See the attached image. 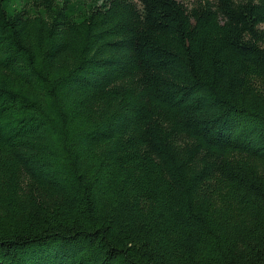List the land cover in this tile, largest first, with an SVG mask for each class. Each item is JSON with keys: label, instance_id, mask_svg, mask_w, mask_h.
<instances>
[{"label": "trees", "instance_id": "obj_1", "mask_svg": "<svg viewBox=\"0 0 264 264\" xmlns=\"http://www.w3.org/2000/svg\"><path fill=\"white\" fill-rule=\"evenodd\" d=\"M264 0H0V264H264Z\"/></svg>", "mask_w": 264, "mask_h": 264}, {"label": "rangeland", "instance_id": "obj_2", "mask_svg": "<svg viewBox=\"0 0 264 264\" xmlns=\"http://www.w3.org/2000/svg\"><path fill=\"white\" fill-rule=\"evenodd\" d=\"M134 1H137V0H134ZM179 1L183 2L187 6H190L194 0H179ZM260 27L264 29V24H262Z\"/></svg>", "mask_w": 264, "mask_h": 264}]
</instances>
